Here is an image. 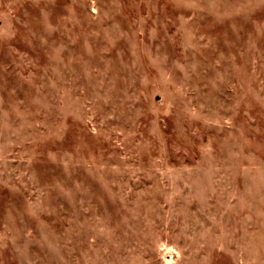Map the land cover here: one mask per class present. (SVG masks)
Returning <instances> with one entry per match:
<instances>
[{"label": "rangeland", "instance_id": "374dc122", "mask_svg": "<svg viewBox=\"0 0 264 264\" xmlns=\"http://www.w3.org/2000/svg\"><path fill=\"white\" fill-rule=\"evenodd\" d=\"M0 264H264V0H0Z\"/></svg>", "mask_w": 264, "mask_h": 264}]
</instances>
